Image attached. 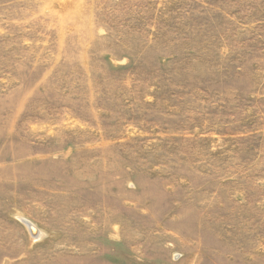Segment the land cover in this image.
Instances as JSON below:
<instances>
[{
    "label": "rangeland",
    "instance_id": "obj_1",
    "mask_svg": "<svg viewBox=\"0 0 264 264\" xmlns=\"http://www.w3.org/2000/svg\"><path fill=\"white\" fill-rule=\"evenodd\" d=\"M0 264H264V0H0Z\"/></svg>",
    "mask_w": 264,
    "mask_h": 264
},
{
    "label": "bare ground",
    "instance_id": "obj_2",
    "mask_svg": "<svg viewBox=\"0 0 264 264\" xmlns=\"http://www.w3.org/2000/svg\"><path fill=\"white\" fill-rule=\"evenodd\" d=\"M29 225H30V230L32 232V235L36 236L37 235V232H38L37 227H35V225L34 224L32 225L31 223H29Z\"/></svg>",
    "mask_w": 264,
    "mask_h": 264
},
{
    "label": "crops",
    "instance_id": "obj_3",
    "mask_svg": "<svg viewBox=\"0 0 264 264\" xmlns=\"http://www.w3.org/2000/svg\"><path fill=\"white\" fill-rule=\"evenodd\" d=\"M36 227V226H35ZM39 232L41 233V230L39 229Z\"/></svg>",
    "mask_w": 264,
    "mask_h": 264
}]
</instances>
